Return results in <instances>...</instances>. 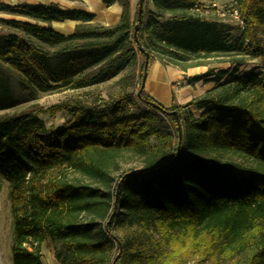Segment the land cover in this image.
Returning <instances> with one entry per match:
<instances>
[{
    "label": "trees",
    "instance_id": "trees-1",
    "mask_svg": "<svg viewBox=\"0 0 264 264\" xmlns=\"http://www.w3.org/2000/svg\"><path fill=\"white\" fill-rule=\"evenodd\" d=\"M101 1L120 5L118 23L0 4L26 18H0V111L17 105L11 79L26 93L118 88L50 107L68 115L58 129L30 111L0 119L12 264H43L44 243L59 264H264V64L239 73L264 61V0H235L243 25L233 43L230 18L195 0H143L140 21L131 0ZM65 20L81 24L68 35L52 28ZM214 55L236 58L188 78L215 83L202 96L165 107L145 92L153 62L185 70Z\"/></svg>",
    "mask_w": 264,
    "mask_h": 264
},
{
    "label": "rangeland",
    "instance_id": "rangeland-1",
    "mask_svg": "<svg viewBox=\"0 0 264 264\" xmlns=\"http://www.w3.org/2000/svg\"><path fill=\"white\" fill-rule=\"evenodd\" d=\"M17 20L26 21L24 17H16ZM228 26V39L230 43H233L241 34V27L232 19L226 20L224 23ZM59 24L52 25L53 29L59 31ZM64 27V26H62ZM63 32L67 33L71 31L70 27H64ZM5 33V31H2ZM7 33V32H6ZM236 57H227L221 55H214L209 59L201 60L203 67L201 70L207 71V69L214 68L215 70H222L229 68L231 60ZM238 58V57H237ZM142 58L140 57V63ZM196 62L195 60H187L182 62L185 65H190ZM264 61L260 58L247 60L245 65L240 68L239 73L244 74L250 70H261ZM233 67V65H231ZM148 73V72H146ZM147 76V75H146ZM116 81H110L105 84H101L97 87H93L85 91H73V90H56L49 93L41 92H22L15 80H10L11 93L17 105L13 108L0 111V119L2 117L13 115L17 113L34 112L38 114V117L44 122L48 129H58L67 118L65 111H57L54 114L49 113V108L53 105L64 101H71L79 97L91 99L96 96H100L104 99L109 94H115L118 90L115 85ZM89 94V95H85ZM84 95V96H83ZM159 103V102H158ZM161 104V103H160ZM162 105V104H161ZM172 105V104H171ZM170 105V106H171ZM169 107V106H168ZM41 111V112H40ZM193 115L198 116L200 112H197L193 107L190 108ZM68 180H80L81 182L88 183L87 180L81 178L71 170L64 172ZM116 174V173H115ZM13 214L11 212V201L9 198V185L7 181L0 175V264H12L11 262V245L13 242ZM39 253L43 264H59L54 257V247L50 243H44L39 248ZM191 264H201L200 262H193Z\"/></svg>",
    "mask_w": 264,
    "mask_h": 264
},
{
    "label": "crops",
    "instance_id": "crops-1",
    "mask_svg": "<svg viewBox=\"0 0 264 264\" xmlns=\"http://www.w3.org/2000/svg\"><path fill=\"white\" fill-rule=\"evenodd\" d=\"M195 1L204 6L213 3L219 8L229 3V0ZM138 2L139 0H131L133 9H135ZM0 4L10 7L56 5L63 11L72 10L91 15L93 17L92 24H99L105 27L118 23L121 15V7L119 4L114 3L106 5L101 0H0ZM0 18L13 20L19 19L14 18L13 15L5 13H0ZM55 23L59 24V31L57 32L65 35L71 34L75 26L81 24L79 21L65 20L63 22H53L51 23V26ZM62 26L70 27L71 31L67 33L63 32L62 29L64 27ZM201 67L203 66H196L183 70L180 67L169 63L155 61L148 69L144 82V90L154 100L165 107H168L171 104L182 106L187 102L202 96L215 85V83L210 80H200L193 84L188 83V78L204 73V70L200 69ZM195 110L199 112L197 109Z\"/></svg>",
    "mask_w": 264,
    "mask_h": 264
},
{
    "label": "built area",
    "instance_id": "built-area-1",
    "mask_svg": "<svg viewBox=\"0 0 264 264\" xmlns=\"http://www.w3.org/2000/svg\"><path fill=\"white\" fill-rule=\"evenodd\" d=\"M196 10L201 11V12H205V13L212 11L213 13L218 15L219 18L228 17V18L234 20L240 27H242V25H243L241 19L239 18L237 9L235 8V0H229L228 4H226L220 8L212 3V4L207 5V6H204V5L198 6V7L196 6Z\"/></svg>",
    "mask_w": 264,
    "mask_h": 264
},
{
    "label": "water",
    "instance_id": "water-1",
    "mask_svg": "<svg viewBox=\"0 0 264 264\" xmlns=\"http://www.w3.org/2000/svg\"><path fill=\"white\" fill-rule=\"evenodd\" d=\"M142 7H143V0H139V2H138V17H137L138 21H140V15H141ZM140 50H141L142 52H144L143 49H142L141 47H140ZM145 57H146V59L148 58V54H147V53L145 54ZM145 68H146V64H145ZM146 75H147V73L144 72V81H145ZM143 84H144V83H143ZM152 106H153L154 108H156L157 110H160V107H159V106H157V105H155V104H152Z\"/></svg>",
    "mask_w": 264,
    "mask_h": 264
}]
</instances>
